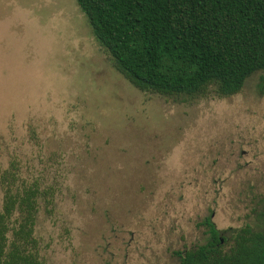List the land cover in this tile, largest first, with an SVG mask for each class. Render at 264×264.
<instances>
[{"label": "rangeland", "instance_id": "rangeland-1", "mask_svg": "<svg viewBox=\"0 0 264 264\" xmlns=\"http://www.w3.org/2000/svg\"><path fill=\"white\" fill-rule=\"evenodd\" d=\"M258 76L226 98L142 92L75 0H0V173L53 190L43 264H178L207 214L263 230Z\"/></svg>", "mask_w": 264, "mask_h": 264}, {"label": "trees", "instance_id": "trees-1", "mask_svg": "<svg viewBox=\"0 0 264 264\" xmlns=\"http://www.w3.org/2000/svg\"><path fill=\"white\" fill-rule=\"evenodd\" d=\"M75 2L115 70L139 91L226 98L259 73L264 96V0ZM16 169L11 162L0 173V264H43L36 225L53 190ZM199 225L204 242L175 251L178 264H264V229L220 231L209 214Z\"/></svg>", "mask_w": 264, "mask_h": 264}]
</instances>
